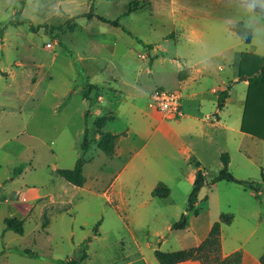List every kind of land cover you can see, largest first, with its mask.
Wrapping results in <instances>:
<instances>
[{
	"label": "rangeland",
	"instance_id": "374dc122",
	"mask_svg": "<svg viewBox=\"0 0 264 264\" xmlns=\"http://www.w3.org/2000/svg\"><path fill=\"white\" fill-rule=\"evenodd\" d=\"M176 1L178 4L171 0H95L93 14L118 19L127 33L122 34L117 50L111 52L98 47L101 33L111 27L98 19L76 17L90 11L91 0H25L20 18L28 22L19 26L9 23L16 18L21 0H0V23L7 25L0 37V174L9 190L1 195L0 202L18 199L24 192L28 197L55 194L69 198L64 194L69 182L55 169H73L80 157L86 160L87 179L86 190L78 191L67 206L68 214L50 218L53 231L44 226L48 211L26 226L23 237L7 230L8 212L5 205H0V264H44L29 261L21 250L37 252L49 260H80L86 253L87 258L80 264H145L138 260L139 253L128 252L133 234L139 242L151 246L145 255L147 263L159 264L156 250L187 249L194 245L197 235L206 236L224 214L233 216L230 230L241 237L231 236L230 245H242L244 254L249 251L254 257L263 255L264 183L254 193L237 183L211 185V181L222 168L218 149L230 152L229 170L235 177L262 181L264 140L244 137L238 128L246 86L239 78L237 62L242 52L264 56V0ZM130 7L132 13L122 16ZM238 22L252 29L249 44L230 31V25ZM194 24L202 33L197 43L193 41ZM126 43H132L133 48L121 49ZM147 43L162 44L165 50L159 51V56L176 59L186 68L202 67L214 58L208 65L211 77L224 78L234 89L221 116L233 129L218 136V148L208 154L199 152L207 184L199 194L198 214L188 212L189 226L184 230L168 228L172 213H187L195 181L188 173L197 167L192 162L194 155L188 161L182 142L162 141L160 133L152 136L157 123L148 114H137L113 125L121 130L126 124L132 132L133 148L127 155L114 159L97 147L104 130L98 129L94 121L103 116L108 104L100 105L99 95L90 97L93 92L88 90L86 78L96 81L109 73L116 75L127 66L142 68L144 78H150L152 84L158 78H177L178 69L169 61L164 66H153V73L146 74L145 68L151 67L147 60L138 58V53L147 56ZM219 65L224 69L219 70ZM76 85L83 90L75 92ZM158 85L173 90L170 80ZM137 103L144 112L149 111L147 100ZM120 108L126 109L128 104ZM209 108L206 103V113ZM86 127L90 147L83 152ZM185 140L193 143L198 139ZM239 145L244 153L239 152ZM147 152L157 160L158 166L153 169L158 171L160 181L172 189L169 199L154 198L152 183L156 175L145 167H136ZM16 167L20 173L14 171ZM210 262L207 264H213Z\"/></svg>",
	"mask_w": 264,
	"mask_h": 264
},
{
	"label": "crops",
	"instance_id": "0c3cea01",
	"mask_svg": "<svg viewBox=\"0 0 264 264\" xmlns=\"http://www.w3.org/2000/svg\"><path fill=\"white\" fill-rule=\"evenodd\" d=\"M171 2L174 4L175 3L178 4L176 0H171ZM125 13H123L122 16L125 15ZM130 13H132V11ZM94 19H97V18L93 17L92 19H88V20L93 21ZM107 19H110V18H107ZM102 23H106V22H102ZM106 24H108L111 28L107 30L106 33H101L102 36L101 38L98 39L100 42L98 44V47H101L103 49L106 48L107 50H110L111 52H115L119 46V42H120L122 34L123 33L127 34V33L125 32V29H122L121 24L118 27L110 25L109 23H106ZM195 26L196 24H194L192 28V33L194 35L193 41L197 43L201 41L202 33L198 31L197 29H195ZM230 31L233 34H235L231 29ZM149 45L151 46L150 48H148ZM127 46L130 49L133 48L132 43H130V45H127L126 43V44H123L121 49L125 50ZM145 48H146L147 56L149 55L148 58L143 57L145 53H138V58L148 61L147 63H149L151 68H145L146 74L153 73V70H152L153 66H157V65L164 66V64L167 61H169L172 65H176L178 69L177 78H158L157 83L152 84V80L150 78H144L143 76L144 70L142 68H139L138 70H136V68L129 67V66L124 67L122 70H119L116 75L113 73H109V75L106 78H99L96 81H91L90 78L88 79L86 78V83H88V85L96 86V88L92 90L93 93L90 94V97L99 95L97 102L100 105H105V103L108 104V108L106 109L103 115L111 113L114 117V119L112 121H109L104 128V132L110 131L113 134L117 135L116 147H115V152L113 154V158L121 159L122 157L127 155L130 152V150H132L133 148V140L131 136L132 132H130L129 127H127V125L125 124L122 127L123 129L118 130L113 127L114 123L118 121L127 120L129 117L137 115V114L138 115L148 114L149 117L154 119L155 123H157L154 129L151 131L152 136L157 133H160L162 137V141L164 140L170 141L171 139H173L177 142V144H179V142H182L183 146L185 147L184 151L186 155L189 156L188 161H189L190 156L194 155L193 158H195L202 164V157L199 152L203 154H208L211 152L212 149L218 148L220 146V145L218 146V141H217L218 136H223V134H225L227 131L233 129L231 125L227 123L226 120H223V118H221V116L224 113H226L225 111L227 110V106L232 99L234 89L232 88V86L227 85V82L224 80V78H212L211 77V74H210L211 68L208 65L213 64V61H215L214 58H211L205 61L202 67L194 66V67L186 68L185 67L186 65H182L176 59L167 58V57L161 58L159 56V51L165 50L162 44L147 43L145 45ZM194 52L195 50L193 49L192 54H194ZM242 53H240L238 62H237L238 75H239V65H240ZM125 58H127V54L125 55ZM218 69L222 70L224 68L222 65H219ZM128 72H132V73L128 74ZM181 72H185L184 73L185 76L182 78H180ZM168 80H170L171 82L172 89L179 90L182 94L183 116L181 117V119L180 118L174 119V118H171L157 111L151 103L150 97L153 91L156 89H164L163 86L158 85V84H163ZM240 80L243 81L244 85L246 86L245 96L243 100L241 101V103L243 104V110L239 117V123H238L239 124L238 128L241 132V124H242V119L244 115V106H245L249 82L247 79H240ZM76 90L81 92L83 90V87H80V88L77 87L75 89V92ZM225 90H228V96L225 99L224 107L222 109H219L218 108L219 95L221 92ZM142 99L147 100L149 103L147 107L149 108V111L147 112H144L143 108L138 106L137 101L142 100ZM88 101H90V104L92 105L91 100H88ZM206 103H209L210 105L209 111H207V113L204 110ZM121 104L122 105L128 104V108L122 110L120 108V106H122ZM214 116L216 117V119L214 118ZM255 128L257 131L261 132L264 135V114L262 115V117H259L256 120ZM242 134L244 135V137H252L245 133H242ZM141 136L143 137V135ZM186 137H191V138L195 137L198 140L197 142H193V143L191 141L187 142L185 140ZM252 138L259 139L256 137H252ZM0 148H1V145H0ZM238 148H239L240 153L245 152V150L242 149L243 148L242 145H239ZM217 153L220 159L223 153L230 154V152L227 151L226 149L225 150L218 149ZM155 160L156 159H154V157H151L149 152L143 153L141 156V159L138 161L139 163H137L136 165L137 168L141 166L145 167L156 175L152 183L153 184L152 186L154 189L157 187L159 183H163L160 181L162 179L158 175V171L153 169L155 166H158L156 162L157 160L156 161ZM185 160L187 162L186 157H185ZM230 163H231V157H230ZM187 164H189V162ZM164 165H165V161H164ZM199 169L200 167L190 168L188 172L189 176H192V178H194L195 180L197 171ZM0 170H2L1 166H0ZM56 170L58 169H55V171ZM164 173H169V172H164ZM178 173H182V171H178ZM84 175H85V172H84ZM120 175L121 173L119 174V176ZM2 180H3L2 175L0 174V197L1 195H4L5 193L9 191L6 185L3 184ZM86 184H87V179L85 181V184L82 187H78L70 183L66 184L67 186H65L64 188V194H69V198H63L62 195H59V198H58L55 194H43V195H37L35 197H28L27 194L24 192L22 197L18 199L10 200V199L5 198L4 202H0V205H5L7 209L8 217H6L5 219L14 218V219L24 221V226H23L24 232L20 234L22 235V237L25 234L26 226H28V224H30L31 221L33 220H40L43 217V215L47 213V211H48V216H47L48 221L45 222L44 226L45 228L47 227V230L53 231L54 224L52 220L50 221V218H52L54 214L58 216L63 215V214L67 215L69 212V209H67L68 208L67 206L71 205L74 199L78 196L79 194L78 191L81 192V191L86 190ZM164 184L170 189V194L165 198L157 197L153 195L154 198L166 200L171 197L172 189L170 188V185L168 183L166 184V182ZM71 190H72V193H70ZM103 195H107V193L104 192ZM193 211H196V210H193ZM185 212H186V209H185ZM183 214L180 213L179 210L176 213H172V223H169L168 228L172 229L173 224L177 222ZM186 214H188V212ZM233 222H234V219L232 220L230 224L223 223L221 225V243H222L221 252H222L223 257H226L236 251H242V245H236V246L230 245L231 236H234V239L241 238L238 234H233V231L230 230L233 227V224H234ZM188 226H189V223L187 224V227ZM172 230H176V229H172ZM10 231H13V230H10ZM209 233L206 236H202V237H199L197 235L194 245H190L189 247H187V249L199 246L203 241L206 240ZM70 235L73 236L74 231H71ZM164 240H167V239H164ZM131 241L132 243L128 250V252H130V255H133V254L136 255L137 253H139L140 257L138 258V260L143 261L145 264H149L147 263L145 255L147 254L148 250L151 249L150 244L147 242H142V243L139 242L137 237L134 234L131 237ZM83 244H84V241H81L80 245H83ZM182 250H186V249H182ZM128 252L124 250V253H126L127 256H129V254H127ZM35 253L38 254L40 257L35 258V257L26 256V259L32 262H36V263L48 264L49 262L50 264H58L55 262V260H59V258L52 257V259L49 260L48 258L43 257L41 254L37 252ZM168 253H171V252H168ZM253 257L254 256H252V254L249 251H246V254H244L243 252V260L239 264H261L262 256L254 257V258ZM67 259H71V258H67ZM60 260H63V259H60ZM159 264H161L160 261H159ZM175 264H203V263L200 260H187V261L178 262Z\"/></svg>",
	"mask_w": 264,
	"mask_h": 264
},
{
	"label": "trees",
	"instance_id": "16d2710c",
	"mask_svg": "<svg viewBox=\"0 0 264 264\" xmlns=\"http://www.w3.org/2000/svg\"><path fill=\"white\" fill-rule=\"evenodd\" d=\"M95 0H91L90 11L87 13H82L76 17H87L88 19H92L96 17L102 22L109 23L113 26H120L119 20H110L100 15L93 14ZM25 4V0H21V7L16 13V18L12 20L9 25L19 26L26 22L27 19H21L20 14L22 12V7ZM132 11L130 7L129 11L125 13L127 15ZM7 25L3 26L0 23V37H3L5 34ZM230 29L246 44H249L253 39V31L250 27L246 26L243 22H238L230 25ZM151 46L149 45L148 48ZM185 72L180 73V78L184 77ZM239 78L247 79L249 82L247 96L244 106V115L241 124V132L252 137H256L264 140V135L257 131L255 128V122L259 117H262L264 114V56H261L257 53L252 52H243L241 55L240 65H239ZM96 88L94 85H89L88 90L92 92V90ZM228 96V90H225L219 95L218 108L222 109L225 104V99ZM87 118V113L85 114ZM114 119L111 113L103 116H99L95 119V126L104 130L105 126L109 121ZM83 141L81 143V149L83 152L88 151L90 147L89 140V132L88 128H85ZM117 135L113 134L110 131L102 132L100 140L97 143V147L107 156H111L115 152ZM85 161L83 157H80L73 169H58V174L68 181L70 184L82 187L85 184L86 178L84 176V164ZM222 168L219 173L212 179L211 185H215L218 182L226 181L237 183L239 185H243L245 188L251 190L254 193L259 192L263 188L264 183V173L262 172V181H253V180H243L235 177L229 170L230 165V156L228 153H223L221 155ZM192 162L200 169L197 171L195 182L193 185V189L189 195L188 203L186 207V212L196 210V214H198V209H196V205L199 201V194L202 188L207 184V177L203 171L202 164L192 158ZM14 171L21 172L20 168H15ZM170 194V189L164 184L159 183L157 187L153 191V195L157 197L165 198ZM233 220V216L230 214L221 215L219 220L216 221L211 231L206 238L199 246L192 247L186 250H180L176 252H162L160 250H156L155 254L159 259L161 264H175L178 262H183L187 260H200L203 264H207L210 261L213 264H239L243 260V252L236 251L226 257L222 256V243H221V225L223 223L230 224ZM6 228L8 230H13L16 233L22 234L24 232V221L18 220L14 218L5 219ZM100 224V222L98 223ZM188 224L187 214L184 213L181 218L175 222L172 226V229L176 230H184L186 229ZM21 254L28 257H40L33 251L30 250H21ZM3 253V252H0ZM87 258V254L83 253L80 260L75 258L67 259V260H55L58 264H80V262ZM212 258V259H211ZM211 263V262H210ZM261 264H264V254L261 257Z\"/></svg>",
	"mask_w": 264,
	"mask_h": 264
},
{
	"label": "built area",
	"instance_id": "2783aa9c",
	"mask_svg": "<svg viewBox=\"0 0 264 264\" xmlns=\"http://www.w3.org/2000/svg\"><path fill=\"white\" fill-rule=\"evenodd\" d=\"M143 57L147 58L145 54ZM150 99L157 111L174 119L183 116L182 94L179 90L156 89L151 94Z\"/></svg>",
	"mask_w": 264,
	"mask_h": 264
}]
</instances>
